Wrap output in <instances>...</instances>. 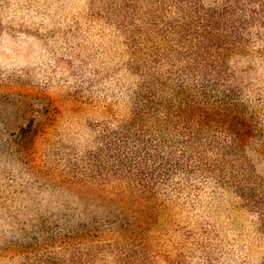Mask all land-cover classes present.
Returning <instances> with one entry per match:
<instances>
[{"label":"rangeland","instance_id":"1","mask_svg":"<svg viewBox=\"0 0 264 264\" xmlns=\"http://www.w3.org/2000/svg\"><path fill=\"white\" fill-rule=\"evenodd\" d=\"M185 1L0 0V264H264V0Z\"/></svg>","mask_w":264,"mask_h":264},{"label":"trees","instance_id":"2","mask_svg":"<svg viewBox=\"0 0 264 264\" xmlns=\"http://www.w3.org/2000/svg\"><path fill=\"white\" fill-rule=\"evenodd\" d=\"M137 1L138 0H107V3L110 9L115 10L119 6L130 8L134 6ZM172 2L174 7L179 11V19L183 22L181 29H192L197 36L196 40L198 44H201L203 39L212 36L215 27L218 28V31L223 28L220 23L222 18L217 17L215 14H202V12L199 11V7L195 3L193 5L190 3L191 6L189 5L188 9H185L187 3L185 0H172ZM230 8L231 7L225 6L224 13L221 17L225 16ZM206 61L207 59H198L195 66L188 67V70L194 72L206 64Z\"/></svg>","mask_w":264,"mask_h":264}]
</instances>
